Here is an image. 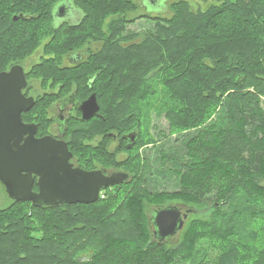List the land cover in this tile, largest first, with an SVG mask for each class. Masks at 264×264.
Returning <instances> with one entry per match:
<instances>
[{
	"label": "trees",
	"instance_id": "obj_1",
	"mask_svg": "<svg viewBox=\"0 0 264 264\" xmlns=\"http://www.w3.org/2000/svg\"><path fill=\"white\" fill-rule=\"evenodd\" d=\"M138 1L0 0V73L43 50L26 73L44 93L24 122L44 137L58 98L96 95L98 116L64 126L73 163L131 176L90 205L0 208V264H264V0L198 12L179 0L170 18L130 17ZM65 2L80 20L57 23ZM92 43L100 50L65 67ZM225 104L220 128L211 121ZM134 132L133 149H110L114 136ZM193 132L185 160L160 151L163 176L148 172L144 148ZM173 205L211 210L176 245L159 239L153 220Z\"/></svg>",
	"mask_w": 264,
	"mask_h": 264
},
{
	"label": "water",
	"instance_id": "obj_2",
	"mask_svg": "<svg viewBox=\"0 0 264 264\" xmlns=\"http://www.w3.org/2000/svg\"><path fill=\"white\" fill-rule=\"evenodd\" d=\"M65 11L62 3L55 15L62 17ZM27 87V73L22 65L0 73V183L13 201L30 202L37 208L90 205L100 200L102 190L130 179L126 172L105 174L102 170L76 167L65 141L52 136L37 137V126L23 120V114L36 104L34 97L26 96ZM79 110L83 121L98 116L96 95L81 103ZM127 137L134 143L137 133ZM192 211L176 205L155 210L153 220L159 239L164 242L175 237Z\"/></svg>",
	"mask_w": 264,
	"mask_h": 264
},
{
	"label": "rangeland",
	"instance_id": "obj_3",
	"mask_svg": "<svg viewBox=\"0 0 264 264\" xmlns=\"http://www.w3.org/2000/svg\"><path fill=\"white\" fill-rule=\"evenodd\" d=\"M179 0H140L138 1L139 9L138 11L131 13L130 17H137L139 15L143 14H150L154 16H161L170 18L173 16V11L171 8V5L175 2H178ZM188 1L191 6L192 10L194 12L198 11H206L214 4H218L220 0H186ZM66 5V11L64 16H56L57 23H60L61 21L64 22H72L75 23L81 18V13L76 9V7L72 3L65 2ZM67 15V16H66ZM71 15V16H69ZM62 19V20H61ZM140 42V41H139ZM100 43H92L91 45H87L81 52L83 55V59L85 60L89 56L88 49H90L92 52H96L100 50L101 48ZM77 55V54H75ZM43 57V50L42 48L39 49L34 55H32L30 58H28L24 64L22 65L25 68L26 72H30L31 68L41 62V59ZM75 57V56H73ZM64 65L71 66L69 62L66 60L64 61ZM30 90L32 95L39 96L44 93L43 88L41 87L40 82L38 81H31L29 84ZM51 91V89H50ZM212 124H215L217 127H226L227 125V104H225V107L222 108L216 116L211 121ZM195 132H193L191 135H180L176 137H172L168 141L158 144L156 147H147L144 148L142 151L143 156L148 162V172L150 174H155L158 176H163V173L159 169L160 165V151H164L166 154L178 158L181 160L186 159V149L185 145L187 141L189 140L188 137L194 135ZM13 200L8 196L6 193V189L3 186V184L0 183V208H8L10 205H12ZM196 211L189 214L185 219L183 224L181 225L179 233L173 237L169 244L170 245H176L180 241V234L184 232L187 224L193 220V219H209L211 216V210L204 207H195Z\"/></svg>",
	"mask_w": 264,
	"mask_h": 264
},
{
	"label": "flooded vegetation",
	"instance_id": "obj_4",
	"mask_svg": "<svg viewBox=\"0 0 264 264\" xmlns=\"http://www.w3.org/2000/svg\"><path fill=\"white\" fill-rule=\"evenodd\" d=\"M65 14L63 13V16ZM67 16V15H66ZM71 16V15H69ZM64 22V21H63ZM73 56L66 57V61L71 64V66L65 65V67H73L75 66L79 61H83V55L77 54ZM29 88V85H28ZM28 88L25 90L27 92L28 97H34L36 99L35 95H32L31 91L28 90ZM55 94L57 95L58 92L56 91ZM91 97V96H90ZM89 97V98H90ZM87 98L86 100H88ZM84 100V101H86ZM84 101L80 102L77 98H75L74 93H71L65 97H60L56 100V102L53 104V107L50 110V118L53 119L55 122L52 124V127L49 131V134L46 136H52L56 138L57 140L65 141L68 144V136L66 133V129L64 128L65 124L70 121L71 119H82V113L79 110L80 104ZM80 114V117H79ZM138 137V136H137ZM41 138V137H39ZM135 138V142H136ZM135 142L132 143L130 138H126V141H124V138H117V136L113 137V140L110 142L109 147L110 149H117L122 148L124 146L127 150H131L134 148ZM99 141H96V144H98ZM127 158L126 151H121L118 154V159L125 160ZM74 161V157L72 158V163ZM74 166H76L75 163H73ZM77 167V166H76ZM95 170H102L105 174H111L114 172H118L119 170L115 169H108L101 167L99 169ZM94 171V170H92ZM124 172V171H121ZM129 180L125 181L123 184H126ZM122 184V185H123ZM121 186V185H119ZM115 187V186H114ZM113 188V187H112Z\"/></svg>",
	"mask_w": 264,
	"mask_h": 264
},
{
	"label": "built area",
	"instance_id": "obj_5",
	"mask_svg": "<svg viewBox=\"0 0 264 264\" xmlns=\"http://www.w3.org/2000/svg\"><path fill=\"white\" fill-rule=\"evenodd\" d=\"M101 197H104L102 193H101Z\"/></svg>",
	"mask_w": 264,
	"mask_h": 264
},
{
	"label": "clouds",
	"instance_id": "obj_6",
	"mask_svg": "<svg viewBox=\"0 0 264 264\" xmlns=\"http://www.w3.org/2000/svg\"><path fill=\"white\" fill-rule=\"evenodd\" d=\"M102 193V192H101ZM100 196H101V194H100Z\"/></svg>",
	"mask_w": 264,
	"mask_h": 264
}]
</instances>
